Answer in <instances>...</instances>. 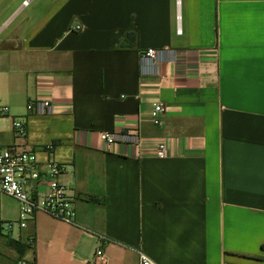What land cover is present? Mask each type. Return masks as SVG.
<instances>
[{
    "label": "crops",
    "instance_id": "obj_1",
    "mask_svg": "<svg viewBox=\"0 0 264 264\" xmlns=\"http://www.w3.org/2000/svg\"><path fill=\"white\" fill-rule=\"evenodd\" d=\"M35 100L53 112L29 111ZM2 106L0 147L63 165L75 210L72 223L36 214L11 258L93 264L101 248L100 264H264V0H41L0 40ZM127 129L143 145L101 139ZM19 218L0 192V228Z\"/></svg>",
    "mask_w": 264,
    "mask_h": 264
},
{
    "label": "built area",
    "instance_id": "obj_2",
    "mask_svg": "<svg viewBox=\"0 0 264 264\" xmlns=\"http://www.w3.org/2000/svg\"><path fill=\"white\" fill-rule=\"evenodd\" d=\"M32 0L24 1L27 7ZM81 27H77L80 30ZM163 56L162 51L148 49L142 53V60L148 63H159ZM27 109L38 115H45L53 112V106L48 100H35L29 102ZM161 104L154 106L151 118L155 125L161 122L164 113ZM8 113L7 107H0V115ZM13 130L17 137H25L26 124L20 119L12 122ZM101 139L106 145L112 146L122 144L139 147L143 140L136 129H127L121 132H103ZM52 145L45 147L51 150ZM171 141L161 140L156 143V156L159 159H166L170 156ZM64 173V166L53 161L46 165L43 170L42 164L38 161L36 153L31 150L21 149L16 145L0 147V192L13 197L20 204V218L17 225L23 229L27 223L38 213H45L54 219L72 223L75 219L73 207L74 197L70 195L64 185L59 181ZM13 223H6L5 227L9 232L13 231ZM106 259L104 251L99 248L95 253L93 264L103 263ZM140 264H155L144 254L140 256Z\"/></svg>",
    "mask_w": 264,
    "mask_h": 264
},
{
    "label": "rangeland",
    "instance_id": "obj_3",
    "mask_svg": "<svg viewBox=\"0 0 264 264\" xmlns=\"http://www.w3.org/2000/svg\"><path fill=\"white\" fill-rule=\"evenodd\" d=\"M23 1L0 0V32L2 31L0 40L15 33L21 25L32 22L33 11L41 0H32L28 7L21 8ZM5 125L7 124L0 123V126ZM9 125L11 126V124ZM19 228L15 224L14 233L12 234L6 229L5 223L3 224L2 234L0 233V264H25V261L19 256L11 258L12 248L8 247L11 245L9 239L17 237Z\"/></svg>",
    "mask_w": 264,
    "mask_h": 264
},
{
    "label": "trees",
    "instance_id": "obj_4",
    "mask_svg": "<svg viewBox=\"0 0 264 264\" xmlns=\"http://www.w3.org/2000/svg\"><path fill=\"white\" fill-rule=\"evenodd\" d=\"M1 228H0V232H1ZM32 242H33V237H31V239H30V244H29V247L31 248V244H32ZM10 243H11V246H13V247H21V243H20V241H15V240H12V239H10ZM22 247H24V246H22ZM28 264H35V262H33V263H28Z\"/></svg>",
    "mask_w": 264,
    "mask_h": 264
}]
</instances>
